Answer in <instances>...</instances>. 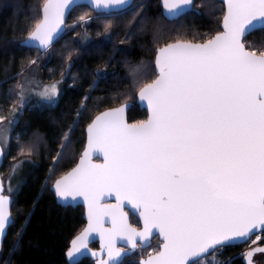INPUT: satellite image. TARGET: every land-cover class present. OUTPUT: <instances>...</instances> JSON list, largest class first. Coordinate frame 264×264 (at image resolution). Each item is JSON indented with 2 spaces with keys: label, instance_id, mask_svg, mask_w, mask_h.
<instances>
[{
  "label": "snow or ice",
  "instance_id": "snow-or-ice-1",
  "mask_svg": "<svg viewBox=\"0 0 264 264\" xmlns=\"http://www.w3.org/2000/svg\"><path fill=\"white\" fill-rule=\"evenodd\" d=\"M71 3L46 0L42 19L23 46L47 50L62 33ZM192 3L162 0L165 18ZM94 5L125 8L129 0H94ZM225 8L223 31L206 42L158 48V75L139 89L147 120L129 124L120 107L89 125L80 163L55 184L58 197L83 196L89 207L88 227L72 241L70 258L83 254L89 234L97 230L108 257L99 264H119L117 235L136 249L138 240L147 242L158 230L160 250L141 264H200L256 231L264 234V50H249L245 42L264 29V0H225ZM56 92L53 84L41 95L51 98ZM28 153L30 158L31 149ZM99 154L104 163H92ZM105 191L142 209L143 231L131 228L123 216L119 222L114 216L111 232L98 228L99 218L109 212L99 205ZM8 203L0 195V233L10 223ZM255 252L264 248L247 253L249 264Z\"/></svg>",
  "mask_w": 264,
  "mask_h": 264
},
{
  "label": "trees",
  "instance_id": "trees-1",
  "mask_svg": "<svg viewBox=\"0 0 264 264\" xmlns=\"http://www.w3.org/2000/svg\"><path fill=\"white\" fill-rule=\"evenodd\" d=\"M44 1L0 0V119L17 104L20 77L32 61L39 64L44 81L64 78L55 104L28 103L10 131L1 176L4 192L12 196V223L3 239L0 264H69L66 251L85 224L83 208L58 204L50 185L77 161L85 128L100 111L126 101L132 102L128 121L144 120L147 113L136 103V92L156 76V48L176 40L210 38L220 31L224 13L219 0H194V9L173 20L163 15L160 0H135L111 13L78 5L66 18L65 31L42 51L21 41L39 21ZM245 42L249 50H264V29L253 31ZM154 240L159 244L157 237ZM241 247H225L208 256L244 264L236 254ZM157 249L155 245L152 252ZM149 250H135L119 264H139ZM257 258L264 263V253L255 254L258 263ZM76 264L94 260L86 257Z\"/></svg>",
  "mask_w": 264,
  "mask_h": 264
},
{
  "label": "water",
  "instance_id": "water-1",
  "mask_svg": "<svg viewBox=\"0 0 264 264\" xmlns=\"http://www.w3.org/2000/svg\"><path fill=\"white\" fill-rule=\"evenodd\" d=\"M135 0H129V6H131L133 3H134ZM223 3V6H224V13H223V16L225 14V11H226V8H225V0H219ZM46 2V0L44 1V3ZM43 3V5H44ZM160 4L162 6V13L164 15V8H163V5H162V0H160ZM193 4H194V0H193V3H192V7L189 9V10H186L185 12H182L180 13L178 16H175V17H172V18H167L169 20H173V19H176L178 18L179 16H181L182 14L190 11L191 9H194L193 8ZM43 5L41 7V16H40V19L39 21L42 19V8H43ZM78 5H87L89 8L93 9L95 12H98V13H111V12H116V11H120V10H123V9H126L128 8L129 6L125 7V8H119V7H111L107 10H104V9H96L95 8V5H94V0H72V3L70 5V7L66 10L65 12V16H64V25L62 26L63 27V31L62 33L65 31V28H66V25H65V22H66V18L67 16L69 15L70 11L75 7V6H78ZM223 16L221 18V23H220V31H218L217 33L219 32H222L223 31V26H222V21H223ZM38 21V22H39ZM37 22V23H38ZM35 29V26L34 28L31 30L34 31ZM30 32V33H31ZM30 33L21 41V44L23 45L24 42L28 39ZM61 33V34H62ZM217 33H215L213 36H215ZM60 34V35H61ZM59 35V36H60ZM213 36H211L210 38H212ZM208 38V39H210ZM58 39V38H57ZM56 39V40H57ZM55 40V41H56ZM54 41V42H55ZM177 41H180V42H189V43H204L207 41L204 40V41H190V40H176V41H172V42H169V43H175ZM53 42V43H54ZM52 43V44H53ZM51 44V45H52ZM168 44V43H166ZM166 44L160 46V47H163L165 46ZM29 47V46H28ZM160 47H157L156 48V51H155V56H154V67H155V73H156V76L154 79H156L157 75H158V69L156 67V55H157V50L158 48ZM37 48V47H35ZM44 51V50H42ZM153 79V80H154ZM152 80V81H153ZM151 82V81H150ZM148 82V83H150ZM143 87V86H142ZM140 89V88H139ZM139 89L138 91L136 92V103L139 105L140 108H144L146 110V118L142 121H145L148 119V116H149V110H148V107H147V101H141L140 100V97H139ZM131 101H126L118 106H115V107H110V108H107V109H104L102 111H100L99 113H97L93 118L92 120L89 122V124L87 125V127L85 128V142H84V146H83V149L81 150L80 154H79V157L77 159V161L75 162V164L70 167L66 172H64L63 174H61L60 176H58L53 182L52 184L50 185V189L51 191L53 192L54 196H55V199H56V202L62 206H81L83 208V218H84V221H85V224L84 226L82 227V229L72 237V239L70 240V243H69V247L66 251V258L69 262V264H76L78 263L79 261H81L83 258H91L94 260V264H99V261L101 259H107V249L106 247H104L105 243H106V240H102L101 239V231L100 230H97V231H93L89 234V241H88V247L87 249H82V255L81 254H74L75 258L72 259L70 258L67 253L69 252V250L71 249L72 247V241L78 236L80 235L84 229L86 227H88V224H89V219H88V216H89V207H88V204L85 202L84 200V197L83 196H72V195H69L65 198H60L57 196L56 194V190H55V184H56V181L57 180H60L62 177L66 176L69 172H71L74 168L77 167V165L80 163V160L85 152V150L87 149L88 147V127L90 124L93 123V121L95 120V118L99 115H101L102 113L104 112H108V111H111L113 109H116V108H120V107H123L125 110H124V119L126 120L127 123L129 124H136V123H139V122H129L128 119H127V112L131 106ZM94 152L96 150H93ZM3 158H4V149L3 147L1 146L0 144V195H3V196H6L9 200V203H8V206H7V211L8 213L10 214V223L7 224L6 226V229L3 233H0V251H1V248H2V243H3V239L5 237V234H6V231L9 227V225L12 223V216H11V206H12V196L8 193H5L4 192V183H3V179H2V176H1V166H2V163H3ZM92 163L94 164H103L104 163V158H103V155L102 154H99V155H93L92 157ZM99 205L104 208V209H108L109 212L108 214H105V215H102L100 218H99V224H98V228L101 229L104 233H108V232H111L112 228H113V218L115 216V218L117 219V221L119 222V219L121 216L125 217L126 218V223L133 229H135L136 231H143L144 229V223H143V219L142 217L140 216V211H142V209H137L136 207L133 206V204L129 203L127 200H124L123 198H121L120 201L117 200V197H116V193L115 192H107L105 191L103 194H100L99 195ZM132 213L139 221V227H136V226H133L131 223H130V220H129V214ZM154 234L147 240V242H140L139 240L137 241L138 243V247L140 248H145L147 246L150 245L151 243V240L154 236H157L160 243H159V246H158V249L155 251V252H152L144 257H141L139 259V264H141L142 261H147L150 256H153L156 254V252H158L160 250V247L162 245V242H163V238L159 235V232L158 230H153ZM257 233H259V231H256L254 232L248 239H250L252 236L256 235ZM116 248L117 250L121 251L122 252V256L119 258V262L125 257V256H128L130 255L133 251H135L136 249H131L130 246L127 245L126 243V239L125 238H122L120 235H117L116 236ZM247 239V240H248ZM246 240V241H247ZM245 241V242H246ZM245 242H242V243H236L235 245H239V244H243ZM92 243H96L97 244V247H92L91 244ZM234 246V245H233ZM255 248H264V243L262 244H259V245H255L254 247L250 248L249 250H247L244 255H242V261L244 262V264H249V260H248V257H247V253L252 251L253 249ZM257 253H261V252H255L253 254V256L251 257V264H257V262L254 260V256L255 254ZM95 254V255H93ZM209 255V254H208ZM206 255V256H208Z\"/></svg>",
  "mask_w": 264,
  "mask_h": 264
},
{
  "label": "rangeland",
  "instance_id": "rangeland-1",
  "mask_svg": "<svg viewBox=\"0 0 264 264\" xmlns=\"http://www.w3.org/2000/svg\"><path fill=\"white\" fill-rule=\"evenodd\" d=\"M63 80L64 78L62 77L61 79L53 82L44 81L39 69V64L36 62H34L26 71L22 73L18 86V102L8 117L0 119V144L4 149V153L7 150L10 131L20 116L23 108L31 102H34L39 106L55 104L59 98ZM53 84L56 85V95L51 98L42 96L41 93L44 89L49 88ZM9 193H13L11 189H9ZM257 235L258 233L250 238L251 240L249 243L246 242L247 244H242V246L245 248L253 244L254 241L257 243ZM239 254L242 255L243 252ZM210 256L217 258L214 254ZM257 261V264H264L260 261V258H257Z\"/></svg>",
  "mask_w": 264,
  "mask_h": 264
},
{
  "label": "built area",
  "instance_id": "built-area-1",
  "mask_svg": "<svg viewBox=\"0 0 264 264\" xmlns=\"http://www.w3.org/2000/svg\"><path fill=\"white\" fill-rule=\"evenodd\" d=\"M258 235H261V239H259L257 241V243H253L250 246H247L244 248V246H242L237 252L236 254H239L241 252H243V254L249 250L250 248L254 247L255 245H259L264 243V234L258 233ZM251 239H249L247 242L249 243ZM261 242V243H260ZM247 244V243H246ZM230 257L225 258V259H221V258H213L211 256H205L203 258H201L200 260V264H227L229 261Z\"/></svg>",
  "mask_w": 264,
  "mask_h": 264
},
{
  "label": "flooded vegetation",
  "instance_id": "flooded-vegetation-1",
  "mask_svg": "<svg viewBox=\"0 0 264 264\" xmlns=\"http://www.w3.org/2000/svg\"><path fill=\"white\" fill-rule=\"evenodd\" d=\"M134 219V220H133ZM129 220H130V223L133 225V226H136V227H139L140 225H139V221H138V219L132 214V213H130L129 214ZM155 237H157V236H154L153 238H152V240H151V243H150V245L149 246H147V247H145V248H140V247H137V249L136 250H138V249H146V248H149L150 250L148 251V254H150V253H152V250L155 248V245H158L159 246V244H157L156 243V240H154V242H153V239L155 238ZM158 238V237H157ZM159 240V239H158ZM152 242L154 243V245L152 244ZM247 242V241H246ZM245 242V243H246ZM158 243H160V241H158ZM245 243H243V244H245ZM91 246L92 247H97V244L96 243H92L91 244ZM155 252V251H154ZM148 254H146V255H148ZM258 254V253H257ZM146 255H144V256H146ZM242 255H244V254H242ZM143 256V257H144ZM126 257V256H125ZM80 262V261H79Z\"/></svg>",
  "mask_w": 264,
  "mask_h": 264
}]
</instances>
